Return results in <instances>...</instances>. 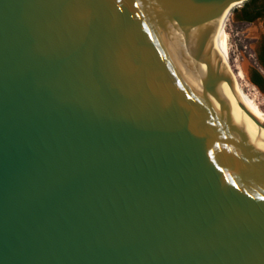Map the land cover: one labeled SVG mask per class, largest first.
<instances>
[{"label":"water","instance_id":"water-1","mask_svg":"<svg viewBox=\"0 0 264 264\" xmlns=\"http://www.w3.org/2000/svg\"><path fill=\"white\" fill-rule=\"evenodd\" d=\"M243 1L0 0V264H264L210 33Z\"/></svg>","mask_w":264,"mask_h":264},{"label":"rangeland","instance_id":"rangeland-1","mask_svg":"<svg viewBox=\"0 0 264 264\" xmlns=\"http://www.w3.org/2000/svg\"><path fill=\"white\" fill-rule=\"evenodd\" d=\"M239 6L225 9L226 24L221 35L222 49L227 59L225 66L231 74L233 91L257 118L259 115L264 118V90L249 80V74L254 69L264 78V70L255 56L257 45L264 37V24L259 20L250 23L239 20L236 14Z\"/></svg>","mask_w":264,"mask_h":264},{"label":"bare ground","instance_id":"bare-ground-1","mask_svg":"<svg viewBox=\"0 0 264 264\" xmlns=\"http://www.w3.org/2000/svg\"><path fill=\"white\" fill-rule=\"evenodd\" d=\"M230 9V8H228ZM225 10L222 12V14L218 17L216 20L215 24L213 25L212 29L210 30L214 46L216 49V53L220 57V59L223 61L225 65H227V59H226V54L224 50L222 49V42H221V35L224 31L225 28ZM232 95L234 98L261 124L264 125L262 121H260L247 107L246 105L242 102V100L237 96V94L233 91L231 88ZM243 116L245 122L249 126V128L258 136L264 139V128L258 126L256 123H254L242 110L238 109Z\"/></svg>","mask_w":264,"mask_h":264},{"label":"flooded vegetation","instance_id":"flooded-vegetation-1","mask_svg":"<svg viewBox=\"0 0 264 264\" xmlns=\"http://www.w3.org/2000/svg\"><path fill=\"white\" fill-rule=\"evenodd\" d=\"M236 14L237 17H245V19H251L247 20V23H250L254 20H259L264 24V0H252L246 6H244V8L236 9ZM262 43H264V37L260 39L255 52L260 49ZM262 69L264 70V68Z\"/></svg>","mask_w":264,"mask_h":264},{"label":"trees","instance_id":"trees-1","mask_svg":"<svg viewBox=\"0 0 264 264\" xmlns=\"http://www.w3.org/2000/svg\"><path fill=\"white\" fill-rule=\"evenodd\" d=\"M251 1L252 0L243 1L238 9L244 8V6H246ZM238 19L241 21H245V22L247 20H251V19H245V17H238ZM255 55H256V60L259 64V66L264 68V43H262L260 49L255 52ZM249 80L252 84L257 86V88H259L260 90H264V78L261 76L259 71H257L256 69H254L250 72ZM258 119L264 123V118L261 115L258 116Z\"/></svg>","mask_w":264,"mask_h":264}]
</instances>
